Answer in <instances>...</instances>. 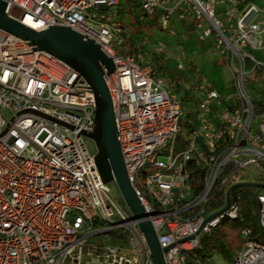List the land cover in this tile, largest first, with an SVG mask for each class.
I'll use <instances>...</instances> for the list:
<instances>
[{
  "label": "built area",
  "instance_id": "2783aa9c",
  "mask_svg": "<svg viewBox=\"0 0 264 264\" xmlns=\"http://www.w3.org/2000/svg\"><path fill=\"white\" fill-rule=\"evenodd\" d=\"M2 1L21 24L35 31L70 27L112 58L116 70L103 72L118 140L162 248L194 235L225 206L232 185L264 183V60L255 55L264 52V0H135L145 21L158 16L168 28L177 14L192 24L197 39L210 41L234 74L235 92L225 99L211 86L193 85L200 101L187 134L169 78L117 50L124 32L117 8L130 9L127 0ZM250 78L260 84L257 99L246 88ZM77 86L91 88L68 64L0 29V264H153L139 222L103 183L89 138L77 133L94 131L96 113L93 90ZM189 164L203 173L200 190ZM257 199L264 230V192ZM242 211L241 197L232 196L228 210L199 235L164 253L166 264H188L203 236L224 219L243 221ZM116 230L125 233L123 244L87 242ZM241 234L246 240L230 264H264V243L249 227Z\"/></svg>",
  "mask_w": 264,
  "mask_h": 264
},
{
  "label": "water",
  "instance_id": "95a60500",
  "mask_svg": "<svg viewBox=\"0 0 264 264\" xmlns=\"http://www.w3.org/2000/svg\"><path fill=\"white\" fill-rule=\"evenodd\" d=\"M11 3L0 0V29L23 40L27 46L44 51L74 68L90 85L96 101L94 131L92 133L78 129L77 133L87 136L96 144V162L103 183L115 185L119 190L129 212L139 222L151 253L153 264H166L164 253L176 244L189 240L201 233L208 221L227 211L235 190L239 188H264V183L241 182L232 185L227 192L225 206L204 220L200 229L192 236L162 248L158 233L149 220L146 207L137 196L130 182L122 154L113 103L109 88L104 79L103 67L107 73L114 72L115 65L93 40L83 36L67 26H50L44 31H35L7 13Z\"/></svg>",
  "mask_w": 264,
  "mask_h": 264
},
{
  "label": "rangeland",
  "instance_id": "374dc122",
  "mask_svg": "<svg viewBox=\"0 0 264 264\" xmlns=\"http://www.w3.org/2000/svg\"><path fill=\"white\" fill-rule=\"evenodd\" d=\"M119 11L116 22H120L124 32L118 33L117 37L120 38L122 43L126 38L131 40L132 50H134L135 57L144 65L151 66L155 71L167 76L170 84L176 94L181 98L178 90V83L182 87H187L191 91L193 85L196 83H204L211 86L221 93L222 98L225 99L228 95L235 92L234 74L229 67L224 56L215 53L212 45L209 43L200 42L196 35L193 34V25L184 24L178 21L177 14H174V22H171L168 28L161 26L159 23L153 22H139L140 12L138 9L131 11L127 6L117 8ZM114 11V9H111ZM122 45V44H121ZM163 47V51L158 49ZM260 59L264 60V52L255 53ZM179 63L184 66V69L179 68ZM160 68L162 70H160ZM255 80L248 79L246 88L252 99L259 98L257 90L260 84L253 86ZM183 84V85H182ZM199 98H195L194 105L189 103L184 106L185 120H182V133L187 134L188 129L185 127L186 115L194 113L199 103ZM222 111V109L220 110ZM258 114L256 112L254 123L258 124ZM193 120V118H192ZM195 120H193L194 122ZM87 143L93 153H96V144L93 140L88 139ZM161 160H166L161 157ZM153 169H149L151 173ZM140 179L143 182L145 177L143 172L140 174ZM246 180H252L253 176L248 174ZM111 189H115V185H110ZM256 194L264 192V188H254ZM120 194V192H119ZM121 196V194H120ZM122 198V196H121ZM117 200V199H116ZM123 200V198H122ZM118 201V200H117ZM121 207L129 212L124 200L123 203L118 201ZM104 224H99L98 228H104ZM229 244L233 249L241 246L236 233H229ZM125 233L122 230H116L107 233L103 236H95L88 239V244L92 245H105V244H123L125 240ZM246 240V238H244ZM228 260L219 253H216L210 259L209 264H227Z\"/></svg>",
  "mask_w": 264,
  "mask_h": 264
},
{
  "label": "trees",
  "instance_id": "16d2710c",
  "mask_svg": "<svg viewBox=\"0 0 264 264\" xmlns=\"http://www.w3.org/2000/svg\"><path fill=\"white\" fill-rule=\"evenodd\" d=\"M130 4L131 11H135L136 9L140 12V19L137 17V20L141 22H153V24L158 23V16H154L148 21H145L142 17H144V13L140 10V4L135 0H127V4ZM126 6V5H125ZM125 33V32H124ZM131 40L126 38V40L122 43V45L117 47V50L121 54H130L135 57L134 50H132ZM136 58V57H135ZM137 59V58H136ZM139 61V60H138ZM140 62V61H139ZM141 63V62H140ZM143 64V63H141ZM160 70H162L160 68ZM183 85V84H182ZM177 92L182 95L181 100L183 103V107L185 104L189 103L194 105L195 98L192 95V91L187 87H182L180 83L177 85ZM185 115V114H184ZM194 113L186 115V124L185 127L190 130L194 125L195 121ZM185 120V116L183 117ZM189 171L192 174L193 180L197 185V188L200 190L203 185V173L201 170L197 169L193 164H189ZM116 187V186H115ZM112 195L115 199L123 203V200L119 194V190L117 187L113 190ZM237 196L241 197L242 204V213H243V221H231L229 219H224L218 227H216L210 235H205L202 237L201 246L190 253V259L188 264H197L200 262L201 264H209V261L216 253L222 254L226 259H231L233 255L232 246L228 242L229 233H236L239 241L241 242V246L237 249L242 248V234L241 231L244 228L252 229V237L264 243V230L260 226L259 223V201L257 199V194L254 192V188H239L234 191L233 198ZM223 203L220 204L219 207H222ZM213 209L219 208L217 205L212 206ZM197 261V262H196Z\"/></svg>",
  "mask_w": 264,
  "mask_h": 264
},
{
  "label": "crops",
  "instance_id": "0c3cea01",
  "mask_svg": "<svg viewBox=\"0 0 264 264\" xmlns=\"http://www.w3.org/2000/svg\"><path fill=\"white\" fill-rule=\"evenodd\" d=\"M255 2H257L258 4H262V2H263V0H254ZM244 237L242 236V247H243V244H244ZM242 249V248H241ZM240 249V250H241ZM239 249H233L232 248V251H233V255H232V257H231V259H227L228 260V263L227 264H230L231 263V261H232V259H233V257H234V255L238 252V251H240Z\"/></svg>",
  "mask_w": 264,
  "mask_h": 264
}]
</instances>
